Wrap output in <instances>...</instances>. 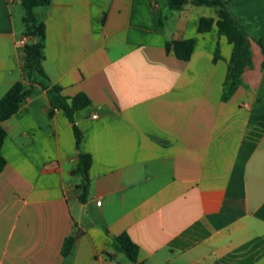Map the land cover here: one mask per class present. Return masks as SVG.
Wrapping results in <instances>:
<instances>
[{
    "label": "crops",
    "instance_id": "obj_1",
    "mask_svg": "<svg viewBox=\"0 0 264 264\" xmlns=\"http://www.w3.org/2000/svg\"><path fill=\"white\" fill-rule=\"evenodd\" d=\"M19 5L0 0V99L30 84L32 40ZM232 11L252 39L253 65L230 92L234 45L212 7L51 0L36 8L49 84L91 104L75 112L81 150L38 84L3 123L0 264H264V0H235ZM204 18L214 24L200 33ZM190 39L189 61L166 49ZM81 152L92 159L85 202L84 177L74 173ZM125 234L137 263L114 248Z\"/></svg>",
    "mask_w": 264,
    "mask_h": 264
},
{
    "label": "trees",
    "instance_id": "obj_2",
    "mask_svg": "<svg viewBox=\"0 0 264 264\" xmlns=\"http://www.w3.org/2000/svg\"><path fill=\"white\" fill-rule=\"evenodd\" d=\"M158 2L159 0H153ZM168 6L173 11H181L188 4L193 3L197 6L212 7L216 10L219 21L217 23L219 33L226 36L234 45V51L229 64V73L226 86L230 92H233L238 85V81L243 73L253 65V54L251 50L252 39L248 34L246 27L238 20L232 7L235 0H166ZM51 0H22V6L25 9L24 24L25 35L32 41L26 45V63L25 71L30 81L29 85L23 82L16 83L9 92L0 99V173L5 169L7 161L2 154V147L7 133L3 123L11 119L18 111L25 99L32 93L33 86L38 84L44 90H47L51 97L52 112L55 109L63 110L70 122L73 124L77 139V147L81 150L82 133L75 121V112L84 109L91 104L90 98L85 94H79L71 100L62 95V89L59 86H51L49 77L43 67L44 49L46 41V26L40 22L35 14L38 7H47ZM163 24V20L160 21ZM214 21L211 19H202L200 22V33H206L211 30ZM264 53V42L260 41ZM196 42L193 39L185 41L168 42L166 49L168 52H174L176 56L183 61H189L194 52ZM39 78L41 80H39ZM92 159L88 154L80 153V165L74 173L82 174L85 184L80 188L84 191L81 200L85 202V194L89 191V169ZM109 233L108 230H106ZM77 238L75 235L66 238L62 254L69 259L75 250ZM114 248L124 253L132 262H138V247L130 240L128 235H122L113 238Z\"/></svg>",
    "mask_w": 264,
    "mask_h": 264
},
{
    "label": "rangeland",
    "instance_id": "obj_3",
    "mask_svg": "<svg viewBox=\"0 0 264 264\" xmlns=\"http://www.w3.org/2000/svg\"><path fill=\"white\" fill-rule=\"evenodd\" d=\"M17 10H18V14H19V17H20V25L21 27L23 28L24 27V21H23V18L25 16V9L23 6L19 5L17 7Z\"/></svg>",
    "mask_w": 264,
    "mask_h": 264
},
{
    "label": "built area",
    "instance_id": "obj_4",
    "mask_svg": "<svg viewBox=\"0 0 264 264\" xmlns=\"http://www.w3.org/2000/svg\"><path fill=\"white\" fill-rule=\"evenodd\" d=\"M23 45H25L26 44V41L25 40H22V42H21ZM96 117V116H95ZM98 204L100 205L101 204V202H98Z\"/></svg>",
    "mask_w": 264,
    "mask_h": 264
}]
</instances>
